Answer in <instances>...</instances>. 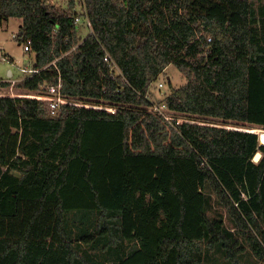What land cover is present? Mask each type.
<instances>
[{
    "label": "trees",
    "instance_id": "16d2710c",
    "mask_svg": "<svg viewBox=\"0 0 264 264\" xmlns=\"http://www.w3.org/2000/svg\"><path fill=\"white\" fill-rule=\"evenodd\" d=\"M68 5L0 0V25L21 18L38 69L26 92L0 79V264H206L219 249L231 264L249 249L264 260V6ZM170 63L188 79L167 94L168 119L146 95ZM59 80L52 115L37 91ZM211 195L230 226L209 216Z\"/></svg>",
    "mask_w": 264,
    "mask_h": 264
},
{
    "label": "rangeland",
    "instance_id": "374dc122",
    "mask_svg": "<svg viewBox=\"0 0 264 264\" xmlns=\"http://www.w3.org/2000/svg\"><path fill=\"white\" fill-rule=\"evenodd\" d=\"M51 3L63 8H69V0H49ZM256 7L264 6V0H253ZM77 11H81L79 6H76ZM21 18L11 17L9 21H6L4 25H0V79L9 81L11 85L3 89L6 93H18L26 92L28 90L19 87L18 84L21 80L28 76L29 73L23 72V68H31L33 64V56L24 50V43H19L16 39ZM79 32L82 34L88 33L85 28H79ZM77 47H74L71 51H74ZM188 77L180 70L174 63H170L161 73L157 80L151 85L149 92L150 97L153 101L159 104L166 103L167 94L170 93L172 87L177 88L187 82ZM163 82L161 86L159 83ZM44 92V89H41ZM39 92V91H37ZM46 99V98H45ZM47 101H49L47 99ZM168 110V108L166 109ZM168 114L172 116L173 111H168ZM260 128V136L264 132V128ZM208 214L210 217L217 218L221 217L225 220L226 225L230 226V220L226 215L225 210L219 205L214 195L209 196L208 200ZM217 216V217H216ZM70 221L75 224L79 220L75 219L77 213L72 212L69 215ZM75 220V221H74ZM93 217H91V221ZM264 225V223H263ZM223 251L224 249L220 247ZM206 255L208 252L207 247L205 248ZM97 256L102 259L106 255L102 250L93 251ZM206 264H231V261L221 253V250L212 251L206 257ZM240 264H264V260L257 258L252 251L249 249L241 255Z\"/></svg>",
    "mask_w": 264,
    "mask_h": 264
},
{
    "label": "built area",
    "instance_id": "2783aa9c",
    "mask_svg": "<svg viewBox=\"0 0 264 264\" xmlns=\"http://www.w3.org/2000/svg\"><path fill=\"white\" fill-rule=\"evenodd\" d=\"M82 20L81 15H76L74 22L76 24H79V22ZM86 25L87 29H89V34L93 33L92 25L89 19L86 18ZM24 50L28 53H31V41L27 40L24 42ZM1 55V54H0ZM105 62L108 63L110 74L113 78L118 77L119 75H122V70L119 67V65L112 59L109 52L106 51L105 55ZM23 72L29 73L28 76L32 75L35 72H38V69H35L34 66L31 68H23ZM161 86L163 85V82L159 83ZM62 88V81L59 80L58 84H48L46 86V90L44 89V92L39 91L37 92L42 97L48 99V107L50 110V113L52 115H56L61 107V102L63 100V95L61 93ZM146 97H148L151 101V106L149 108L150 112H154L156 114H161L166 116L168 119H171V116L168 114L169 108L167 106V103L163 102V104L156 103L152 100L150 97V92L148 91ZM168 108V110H166Z\"/></svg>",
    "mask_w": 264,
    "mask_h": 264
},
{
    "label": "water",
    "instance_id": "95a60500",
    "mask_svg": "<svg viewBox=\"0 0 264 264\" xmlns=\"http://www.w3.org/2000/svg\"><path fill=\"white\" fill-rule=\"evenodd\" d=\"M33 59H34V61L36 60V53L35 52H33ZM262 138H261V136H260V142H261V144H262V140H261ZM261 156H262V153H261V151H258V152H256V154H255V156H254V161H259L260 160V158H261Z\"/></svg>",
    "mask_w": 264,
    "mask_h": 264
},
{
    "label": "bare ground",
    "instance_id": "6f19581e",
    "mask_svg": "<svg viewBox=\"0 0 264 264\" xmlns=\"http://www.w3.org/2000/svg\"><path fill=\"white\" fill-rule=\"evenodd\" d=\"M261 140H262V143H264V132H263V134L261 135Z\"/></svg>",
    "mask_w": 264,
    "mask_h": 264
},
{
    "label": "crops",
    "instance_id": "0c3cea01",
    "mask_svg": "<svg viewBox=\"0 0 264 264\" xmlns=\"http://www.w3.org/2000/svg\"><path fill=\"white\" fill-rule=\"evenodd\" d=\"M11 19V18H10ZM9 21V20H8ZM5 24V22L3 23V24H1V25H4ZM21 24V23H20ZM20 26V25H19Z\"/></svg>",
    "mask_w": 264,
    "mask_h": 264
},
{
    "label": "clouds",
    "instance_id": "9594fccd",
    "mask_svg": "<svg viewBox=\"0 0 264 264\" xmlns=\"http://www.w3.org/2000/svg\"><path fill=\"white\" fill-rule=\"evenodd\" d=\"M262 144H264V143H262Z\"/></svg>",
    "mask_w": 264,
    "mask_h": 264
}]
</instances>
